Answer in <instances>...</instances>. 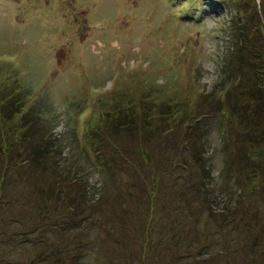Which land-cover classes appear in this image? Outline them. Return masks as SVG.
Returning <instances> with one entry per match:
<instances>
[{"label":"rangeland","instance_id":"1","mask_svg":"<svg viewBox=\"0 0 264 264\" xmlns=\"http://www.w3.org/2000/svg\"><path fill=\"white\" fill-rule=\"evenodd\" d=\"M262 9L240 7L250 24ZM236 10L230 0H0V98L17 103L0 163L11 143L38 153L25 165L16 156L9 182L0 169V234L27 233L0 264H60L43 262L46 233L81 264H264V137L219 101ZM45 201L51 222L32 225Z\"/></svg>","mask_w":264,"mask_h":264},{"label":"trees","instance_id":"2","mask_svg":"<svg viewBox=\"0 0 264 264\" xmlns=\"http://www.w3.org/2000/svg\"><path fill=\"white\" fill-rule=\"evenodd\" d=\"M230 1L232 2V4H235L237 10L235 11V16L233 17L232 22L228 26L232 44L226 56L225 65L223 66V74L221 77V82L224 86L222 89L223 94L220 100L219 98L218 100L225 101L228 110L231 111L234 115L239 114L242 123L246 124V126H253L255 124L254 130H250L248 132L251 134V136L260 139L261 137H264V126L260 124L261 121H264V66L263 68H260V64H264V30L261 29V31H259V29L263 26L264 22L259 20L261 24H259V29H257V27H255V24H258L259 21L250 24V20L246 17L249 10L245 12L240 11L241 5L246 0ZM247 1L248 3H250L254 2L255 0ZM260 13H262V17L264 18V9H262ZM210 95L213 96V93H211ZM9 98L10 95H6V98H0V130H2V135L4 137L7 136L5 132L8 131V129L6 128V124L10 121L9 111L11 110L12 114L17 104L16 102H13L12 105H8ZM20 101H24V98L20 97ZM25 107L26 103L19 106L18 110H16V114L12 116L11 119H16L17 114L22 113ZM24 122L26 126V120ZM19 139L25 140L26 142L31 141L30 137H28L27 135H23ZM249 142L255 144L257 143V140L251 139L249 140ZM14 146L15 144L11 143L9 147H6L3 150L4 155L8 156L9 158L7 162L4 161V163H0V169H2L1 173L4 172L3 177L5 180H7V177H9V169L16 168V166L19 164V162L17 161H15L14 164L13 159L16 158V156L21 157L19 159H21L20 161L23 165H25L36 154H38L32 151V146H29V144H25L24 150L16 155L13 152ZM238 154L241 159H252V155L250 153H245V151H243L242 153L240 148L238 149ZM57 189L58 195L60 196L59 187ZM43 190L45 191V193L47 192L45 189ZM68 201L73 202L71 208L74 210V214H76L75 216L77 217L81 208L79 205H77L79 204V202L75 203L78 201V199L74 201L70 196ZM45 205L46 206H44L41 210L40 208H38L37 211L33 210V214H31V220L33 222L32 225L38 222H43V224L51 222V207L46 201ZM17 222L18 221L16 219L12 225L16 226ZM26 234L27 233L25 229L21 231H15V233L13 234L11 232L9 233L8 231L0 234V250L4 251V253H0V263L15 261L14 259H12L13 257L7 252H17L18 247L24 244V242L26 241ZM28 236L29 239L32 240L29 235V231ZM78 240L80 241V244L84 249L85 242L83 241L82 236H80ZM52 243L53 242H51V238L48 233H46V237H44L43 240L38 243V248H42L41 251H43L44 248H48V252H45L42 256L44 263L48 260L53 261L55 258H58V262L60 264L84 263L83 260L78 263L79 255H75L74 257L70 258L74 253H68L69 251L64 252L65 250H68V248L64 249L65 247L62 246H66L67 244L61 243V246L54 247L52 246ZM49 249L51 250L49 251ZM61 254H67V256L62 258L60 257ZM68 258L70 259L68 260Z\"/></svg>","mask_w":264,"mask_h":264}]
</instances>
